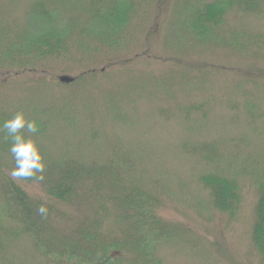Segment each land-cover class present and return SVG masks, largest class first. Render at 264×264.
<instances>
[{
  "label": "rangeland",
  "instance_id": "rangeland-1",
  "mask_svg": "<svg viewBox=\"0 0 264 264\" xmlns=\"http://www.w3.org/2000/svg\"><path fill=\"white\" fill-rule=\"evenodd\" d=\"M202 1L215 0H0V52L48 20L80 38V31L95 30L99 23L119 24L126 5L133 7L118 39L123 46L115 53L100 50L86 60L75 50L71 61L49 63L43 72L0 71V106L13 110L28 93L39 101L41 82L52 86L55 96H65L60 76L74 79L94 70L87 80L93 81L77 82L73 91L75 101L98 107L89 117L75 114L72 124L52 121L42 153L106 161L118 170L127 200L143 189L159 199L156 215L181 228L166 238L169 244L156 247L162 264H264L251 241L256 186L264 182V120L256 119L264 113V4L255 14L233 8L220 27L196 36L189 18ZM87 133L97 137L95 144L90 138L80 144ZM208 173L240 186L234 216L211 208L208 191L198 182ZM23 187L31 198L45 200L38 184ZM61 211L75 214L67 207ZM136 231L141 235L142 228ZM11 249L12 264H52L34 254L28 240Z\"/></svg>",
  "mask_w": 264,
  "mask_h": 264
},
{
  "label": "trees",
  "instance_id": "trees-1",
  "mask_svg": "<svg viewBox=\"0 0 264 264\" xmlns=\"http://www.w3.org/2000/svg\"><path fill=\"white\" fill-rule=\"evenodd\" d=\"M262 4L264 0L202 1L201 5L192 10L189 18L190 32L196 36L208 34L223 24L229 10L235 8L242 13L255 14L261 12ZM131 9L132 6L126 5V12L119 24H111L113 27L108 24L105 27L99 23L95 30L80 31V38L62 27L58 31L48 20V24L41 26L40 31L0 52V71L5 70L10 75L14 72V76L38 70L43 72L49 63L71 61L75 50L86 60L100 50L115 53L123 46L119 38L124 32L122 28L131 19ZM117 32L121 34L116 35ZM86 36L90 37L89 41L84 40L83 37ZM237 40L240 42L239 36ZM94 75V70L88 69L74 78L72 84H60L66 89L65 96H55L52 86L41 82L36 84V92L41 97L39 101H31L35 96L28 93L23 97L25 101L14 102L16 105L12 107L13 110H9L8 105L7 108L0 106V125L17 111H22L26 120L37 123L38 132L34 135L27 133L26 129L21 131L35 140L45 166L43 173H36L32 178L13 179L9 175L14 167V160L9 152L10 140L6 138V132L0 130V264H12L9 250L12 251L11 248L20 239L28 240L34 254L46 263L162 264L155 256L156 247L162 243L169 244L166 238L173 230L181 229L156 215L160 207L159 199L155 200L145 194L146 190L143 189L142 195L130 192L128 197L134 199L127 200L124 197L126 190L122 186V179L117 177L118 170L106 165V161L76 159L75 156L54 159L42 153L45 151L42 143L49 141L52 121L64 126L72 124L75 114L88 116L98 107L91 101L74 100L77 99V93L73 91L74 84L80 81L88 84L93 80H87ZM5 80L2 78L1 82ZM30 96L32 97L29 98ZM243 96H247L246 93ZM47 98L51 100L48 101ZM53 99L58 101H52ZM77 105L80 109L78 112L75 111ZM256 119L264 120V113ZM89 122L87 128L90 129L92 121ZM89 133L80 144L86 143L88 138L89 144H95L97 137H90ZM210 153L215 154L217 151L214 153L210 148ZM205 159L209 158L206 156ZM39 176L43 179L36 178ZM198 182L208 191L213 211L229 216L237 213L241 203V190L236 180L208 173L201 175ZM29 183L39 185L45 200L33 199L26 193L23 186ZM256 193L251 241L253 250L264 261V182L256 186ZM141 197L146 198L139 201L138 198ZM41 205L47 208L46 215L38 213L37 209ZM62 207L69 208L77 216L67 215L61 211ZM68 222H71V226L65 224ZM140 227L141 235L136 231Z\"/></svg>",
  "mask_w": 264,
  "mask_h": 264
},
{
  "label": "clouds",
  "instance_id": "clouds-1",
  "mask_svg": "<svg viewBox=\"0 0 264 264\" xmlns=\"http://www.w3.org/2000/svg\"><path fill=\"white\" fill-rule=\"evenodd\" d=\"M26 129L27 133L38 132V125L34 120H26L22 111H17L11 118L0 125V130L6 132V138L10 140L9 152L14 160V167L9 175L13 179H28L36 176V173H43L44 164L42 155L31 135L25 136L21 130ZM43 179L42 176L36 177ZM41 215L47 214V208L41 205L37 209Z\"/></svg>",
  "mask_w": 264,
  "mask_h": 264
},
{
  "label": "water",
  "instance_id": "water-1",
  "mask_svg": "<svg viewBox=\"0 0 264 264\" xmlns=\"http://www.w3.org/2000/svg\"><path fill=\"white\" fill-rule=\"evenodd\" d=\"M58 81L61 84H71L74 81V79L72 77H68V76H60L58 78Z\"/></svg>",
  "mask_w": 264,
  "mask_h": 264
}]
</instances>
